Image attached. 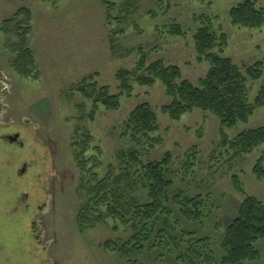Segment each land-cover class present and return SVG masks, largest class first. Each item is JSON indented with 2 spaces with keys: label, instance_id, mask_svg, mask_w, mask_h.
<instances>
[{
  "label": "rangeland",
  "instance_id": "rangeland-1",
  "mask_svg": "<svg viewBox=\"0 0 264 264\" xmlns=\"http://www.w3.org/2000/svg\"><path fill=\"white\" fill-rule=\"evenodd\" d=\"M204 1L0 0V65L13 81L8 110L15 118L36 126L23 133L26 149L21 152L0 146V264H153L149 256L123 258L103 249L105 242L125 241L130 234L112 231L110 222L83 232L75 223L88 196L84 188L87 177L74 160V144L84 135L89 138L87 168L95 162L93 172L101 178L108 166H119L120 153L131 149L128 140L121 138L123 123L144 103L156 114L159 130L155 136L162 142L150 153L141 152L142 158L157 161L169 153L172 175L188 172L187 180H178L176 188L208 197L210 225L215 226L209 230L215 238L221 237L222 229L234 219L246 197L264 206V179L258 180L253 174L260 158L264 169V144L249 155L231 160L220 147V125L215 117L194 110L173 122L161 113L169 100L159 83L151 88L135 86L130 98L120 99L118 111L99 108L92 119L88 118L91 103L74 89L84 78H90L97 87H108L115 95L116 73L133 69L141 56L146 65L161 61L176 66L183 80L197 84L208 69L206 63L197 62L192 39L200 26L195 20L202 16L210 19L217 34L226 35L223 57L241 70L263 62L264 27L236 28L229 21V10L245 0ZM250 1L264 7V0ZM104 2L115 5L110 23ZM127 2L134 6L125 10ZM21 8L31 14L28 47L34 57L36 79L11 74L16 56L11 47L17 42L3 34L2 24ZM172 27H179L182 36L172 35ZM259 87L260 82L248 81L249 102ZM256 128H264V108L257 109L246 124L224 129L223 133L232 140L240 132ZM192 155V165L187 167ZM23 160L31 166L18 180L15 173ZM233 177L241 193L234 189ZM192 230L199 233L196 227ZM38 233L40 242L35 238ZM46 244L48 250L44 252ZM256 248L260 260L252 264H264V241Z\"/></svg>",
  "mask_w": 264,
  "mask_h": 264
},
{
  "label": "trees",
  "instance_id": "trees-1",
  "mask_svg": "<svg viewBox=\"0 0 264 264\" xmlns=\"http://www.w3.org/2000/svg\"><path fill=\"white\" fill-rule=\"evenodd\" d=\"M104 4L106 20L110 23L115 5ZM133 4L129 6L127 2L125 10ZM228 17L231 26L236 28L258 30L264 27V7L255 1L237 4L229 10ZM30 21V11L21 8L2 24L3 34L16 39V45L11 47L16 55L12 67L21 79L37 78L34 57L28 47ZM195 21L200 24L192 36L197 62L208 65L205 76L197 84L183 80L178 67L164 65L161 61L146 65L145 57L141 56L133 69H121L116 73L115 95L108 87H97L90 78H84L74 89L91 103L88 118L92 119L99 108L118 111L120 99L130 98L135 86L151 88L159 83L169 100L161 113L170 121L177 122L194 110L208 113L219 121L220 147L230 159L249 155L264 144V128L240 132L232 140H228L223 130L246 124L257 109L264 108V61L239 69L222 56L227 46L226 35L217 34L207 17ZM170 33L182 36L179 27H172ZM248 81L260 82L253 102L248 100ZM158 130L153 109L145 103L135 107L123 123L121 134V138L131 144V149L120 153L117 156L119 166H108L101 178L93 172L97 167L95 162L92 168H87L90 159L85 158V154L89 150V138L84 135L83 140L74 144L77 150L74 160L87 177L84 188L88 196L75 219L78 231L110 222L112 231L130 234L125 241L105 242L103 249L123 258L149 256L153 264H252L259 261L256 244L264 241L262 203L246 197L238 205L234 219L222 229L221 237L215 238L209 230L215 226L210 225L212 206L208 197L185 194L176 188L178 180H187L188 172L173 176L169 153L157 161L148 162L142 158L141 152L150 153L161 145V139L155 136ZM192 159L193 155L188 157L187 167L192 165ZM262 161L258 159L253 168L258 180L264 179ZM232 183L241 193L236 177ZM193 227L203 235H197Z\"/></svg>",
  "mask_w": 264,
  "mask_h": 264
},
{
  "label": "flooded vegetation",
  "instance_id": "flooded-vegetation-1",
  "mask_svg": "<svg viewBox=\"0 0 264 264\" xmlns=\"http://www.w3.org/2000/svg\"><path fill=\"white\" fill-rule=\"evenodd\" d=\"M11 70H12L11 74L19 78L15 74L12 65H11ZM12 88H13V81L8 71H6V69L1 67L0 65V146H4L8 149H11V151L15 150V151L21 152L25 148L24 147L25 142L22 136L23 133L27 130L29 131L30 128H33V127L36 128V126L27 119L26 120L18 119V118H15L14 115L9 113V110H8L9 100L8 99L11 95ZM20 166L21 168L17 169L16 170L17 173H15V177L18 180L22 179V175L24 173H27V169H29V167L31 166V163L26 160L25 161L23 160ZM23 167H25L24 171H22ZM33 224L34 222H32V225ZM35 238H37V241H39V239L41 238V234L38 233V236L35 235ZM48 244L42 247V250L44 252L45 250L46 251L48 250Z\"/></svg>",
  "mask_w": 264,
  "mask_h": 264
},
{
  "label": "water",
  "instance_id": "water-1",
  "mask_svg": "<svg viewBox=\"0 0 264 264\" xmlns=\"http://www.w3.org/2000/svg\"><path fill=\"white\" fill-rule=\"evenodd\" d=\"M24 170H25V167H23L22 171H24Z\"/></svg>",
  "mask_w": 264,
  "mask_h": 264
}]
</instances>
